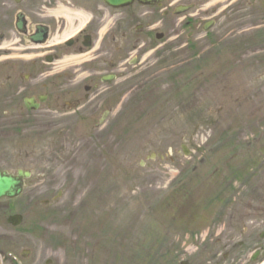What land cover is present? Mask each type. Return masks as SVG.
Returning a JSON list of instances; mask_svg holds the SVG:
<instances>
[{"label": "rangeland", "instance_id": "1", "mask_svg": "<svg viewBox=\"0 0 264 264\" xmlns=\"http://www.w3.org/2000/svg\"><path fill=\"white\" fill-rule=\"evenodd\" d=\"M258 1L264 9V0ZM260 9H250L248 16L235 12L230 21L235 29L218 28L207 43H199L198 34L194 51L182 47L188 31L181 30L178 16L172 18L163 54L144 64L161 62L169 72L181 66V89L170 82L122 95L119 110L128 108L126 117L106 127L99 141L91 139L97 129L84 123L60 135L62 124L49 111L30 114L37 123L28 126L17 122L18 111L11 114L7 142L0 139V167L31 169L16 201L24 204L32 196L41 201L24 222L28 227L35 220L40 227L26 264H223L229 243L264 227V78L258 77L264 72L258 65L264 64V28L260 34L257 28L249 31L242 51L232 43L241 25L264 24ZM231 33L222 42L230 46L218 56L205 53L206 63L191 57ZM240 59L248 65L238 66ZM215 140L220 146L210 153ZM202 151L209 162L198 174L194 164ZM235 153L238 160L232 162ZM228 161L245 166L246 186L231 183ZM36 183L49 184V190ZM171 184L175 189L169 193ZM12 236L18 248L30 245L23 228ZM94 240L99 242L93 248ZM248 244L251 240L224 264H250Z\"/></svg>", "mask_w": 264, "mask_h": 264}, {"label": "flooded vegetation", "instance_id": "2", "mask_svg": "<svg viewBox=\"0 0 264 264\" xmlns=\"http://www.w3.org/2000/svg\"><path fill=\"white\" fill-rule=\"evenodd\" d=\"M247 1L0 0L1 141L7 142L10 124L15 121L9 118L14 117V111H18L17 122L25 126L37 123L30 114L41 111L54 113L55 123L65 126L84 123L95 129L103 117L108 118L103 126L115 124L119 119L111 121V116L121 106V95L127 90H121L119 79L129 78L131 90L137 88L133 82L146 67L143 63L151 65L152 53L163 54L172 18L178 16L181 30L188 31V41L182 47H191L200 39L195 36L207 26L210 31L205 37L218 28L235 29L230 22L235 12L245 10L248 16L250 9L259 6L264 16L258 0H250L249 5ZM177 6H181L180 15L175 14ZM84 25L88 28L76 40L57 45ZM247 25H241V29H248ZM241 41L237 39L236 43ZM26 98H32L38 108H27ZM100 137L91 134L92 140L99 141ZM36 184L41 188L40 183ZM14 200L0 199V264H13L4 257L9 250L26 264L39 241L35 237L40 236V227H36L35 220L28 227L24 224L27 214L39 204L31 198L19 207ZM18 212L23 213L20 225L9 224V216ZM20 228L31 240L27 247L18 248L12 236ZM37 252L41 256L40 245Z\"/></svg>", "mask_w": 264, "mask_h": 264}, {"label": "water", "instance_id": "3", "mask_svg": "<svg viewBox=\"0 0 264 264\" xmlns=\"http://www.w3.org/2000/svg\"><path fill=\"white\" fill-rule=\"evenodd\" d=\"M23 172H20L19 177H12L6 173H0V198L8 196L13 197L22 191Z\"/></svg>", "mask_w": 264, "mask_h": 264}, {"label": "bare ground", "instance_id": "4", "mask_svg": "<svg viewBox=\"0 0 264 264\" xmlns=\"http://www.w3.org/2000/svg\"><path fill=\"white\" fill-rule=\"evenodd\" d=\"M261 264H264V261Z\"/></svg>", "mask_w": 264, "mask_h": 264}]
</instances>
